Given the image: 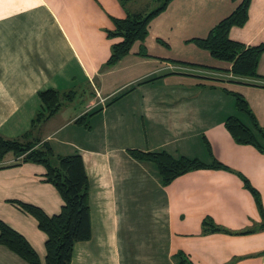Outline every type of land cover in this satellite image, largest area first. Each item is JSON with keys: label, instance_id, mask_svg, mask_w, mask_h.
Instances as JSON below:
<instances>
[{"label": "crops", "instance_id": "0c3cea01", "mask_svg": "<svg viewBox=\"0 0 264 264\" xmlns=\"http://www.w3.org/2000/svg\"><path fill=\"white\" fill-rule=\"evenodd\" d=\"M149 2L0 0V136L30 129L38 91L75 92L30 134L55 154L82 158L91 237L74 244L70 264H264L262 216L241 179L257 191L264 215V151L237 143L224 125L228 116L249 125L235 108L237 93L264 127V79L234 78L231 63L190 41L205 37L238 1L171 0L143 42L105 67L119 41L106 35L112 19ZM228 35L246 46L264 43V0H250L247 21ZM257 73L264 77V53ZM128 149L205 165L215 159L226 168L193 169L162 185L155 165ZM44 173L12 153L0 159V220L42 263L46 235L16 202L47 215L60 211L62 199ZM0 264L28 263L0 244Z\"/></svg>", "mask_w": 264, "mask_h": 264}, {"label": "trees", "instance_id": "16d2710c", "mask_svg": "<svg viewBox=\"0 0 264 264\" xmlns=\"http://www.w3.org/2000/svg\"><path fill=\"white\" fill-rule=\"evenodd\" d=\"M119 1L122 6H125L127 0ZM170 1L150 0V4L145 5L141 10H126L124 18H113L114 28L107 30L106 35L108 38H119V41L111 44L110 55L104 66H113L130 52L135 42H143L147 36L150 21L162 12ZM233 1H238L236 7L219 20L205 37L194 38L190 41L206 50L213 58L231 63L229 72L234 78L263 80L264 77L257 73V65L260 55L264 53V43L246 46L230 39L228 35L232 26H243L248 19L250 0ZM139 54L147 56L143 46L140 47ZM232 81L239 82L237 79H232ZM74 95L75 92L71 90L62 92L46 88L38 91L37 96L41 107L32 118L30 129L16 138L0 136V159L7 153H12L19 159V163L31 162L42 165L45 168V181L54 186L62 199L60 211L53 215H47L42 209L30 203L16 202L20 210L36 219L37 227L46 235L43 263L26 238L0 220V244L28 264H70L74 244L91 237L88 179L81 156L78 153L55 154L48 141L30 138L33 128L38 123L53 116L62 104L71 101ZM232 95L235 99L236 110L248 118L249 125L244 124L237 116H228L224 122L226 129L237 143L251 144L260 151H264V127L258 124L244 97L237 93ZM206 145L208 148V144ZM128 153L134 159L153 163L162 185L170 183L177 176L193 169L205 166L226 168L215 159H212L209 165H205L197 159L183 156L174 158L165 151L150 152L128 149ZM241 179L245 188L254 197L262 216V226H264L259 195L246 178L241 177ZM204 225H208L207 221ZM214 229L218 230V228H211V230Z\"/></svg>", "mask_w": 264, "mask_h": 264}]
</instances>
